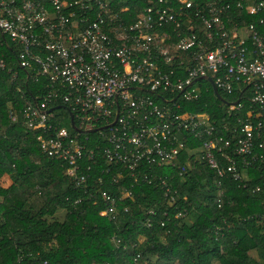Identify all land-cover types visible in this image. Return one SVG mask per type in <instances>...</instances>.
I'll list each match as a JSON object with an SVG mask.
<instances>
[{
  "label": "built area",
  "instance_id": "1",
  "mask_svg": "<svg viewBox=\"0 0 264 264\" xmlns=\"http://www.w3.org/2000/svg\"><path fill=\"white\" fill-rule=\"evenodd\" d=\"M245 1L151 0L126 24L111 0H0V36L40 86L33 97L0 60L23 100V125L39 133L44 153L63 162L76 188L102 161L123 198L132 197L127 175L162 187L176 203L174 177L152 172L184 176L194 157L220 187L229 179L249 189L256 173L264 181V0ZM234 8L241 14L231 15ZM242 11L258 20L246 22ZM214 88L223 99L221 125L195 109L211 91L216 96ZM54 107L73 115L76 134L54 126ZM102 199L101 216L114 218L115 197Z\"/></svg>",
  "mask_w": 264,
  "mask_h": 264
},
{
  "label": "trees",
  "instance_id": "2",
  "mask_svg": "<svg viewBox=\"0 0 264 264\" xmlns=\"http://www.w3.org/2000/svg\"><path fill=\"white\" fill-rule=\"evenodd\" d=\"M149 1L111 0V6L132 24ZM224 1L236 5L243 0ZM240 14L234 8L231 15ZM242 14L248 23L258 20ZM8 43L0 36V60L17 70L20 85L34 97L40 86L17 67V53ZM221 106L211 91L195 109L207 111L221 125ZM22 110L11 73L0 68V264H264V181L257 173L249 189H242L229 179L218 186V177L197 157L184 176L179 170L154 169L174 177L177 201L170 203L162 187L133 184L127 175L124 186L132 197L123 198V186L112 183L100 161L87 174L86 186L76 188L63 162L44 153L39 133L23 125ZM13 112L19 115L17 123L11 120ZM53 112L54 126L76 134L67 109ZM7 177L11 184L2 185ZM257 187L261 192L254 193ZM103 192L116 199L114 218L101 216L108 207Z\"/></svg>",
  "mask_w": 264,
  "mask_h": 264
},
{
  "label": "water",
  "instance_id": "3",
  "mask_svg": "<svg viewBox=\"0 0 264 264\" xmlns=\"http://www.w3.org/2000/svg\"><path fill=\"white\" fill-rule=\"evenodd\" d=\"M214 91H215V94H216L217 98H218L220 101H222L223 99H222L221 95L219 94L218 90H217L216 88H214ZM56 109H57V110H61L60 107H58V108H56ZM56 109H52L51 112H53V111L56 110ZM70 116H71V119H72V126H73V128L75 129L76 127H75V124H74L73 115L71 114Z\"/></svg>",
  "mask_w": 264,
  "mask_h": 264
},
{
  "label": "rangeland",
  "instance_id": "4",
  "mask_svg": "<svg viewBox=\"0 0 264 264\" xmlns=\"http://www.w3.org/2000/svg\"><path fill=\"white\" fill-rule=\"evenodd\" d=\"M1 184L2 185H10L11 184V181H10V179L7 177V178H4V179H2L1 180ZM253 256H254V253L252 254ZM256 256V255H255Z\"/></svg>",
  "mask_w": 264,
  "mask_h": 264
}]
</instances>
